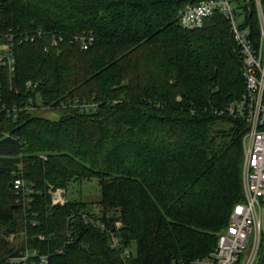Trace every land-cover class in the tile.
Segmentation results:
<instances>
[{
	"label": "trees",
	"instance_id": "trees-1",
	"mask_svg": "<svg viewBox=\"0 0 264 264\" xmlns=\"http://www.w3.org/2000/svg\"><path fill=\"white\" fill-rule=\"evenodd\" d=\"M200 1L0 0L1 36L43 32L3 39L14 71L0 68L1 95L22 109L0 119V264L26 248L48 264H124L123 251L132 264H171L214 249L243 199L246 131L215 112L242 95L244 77L220 12L200 29L179 26ZM231 1L258 42L254 0ZM44 109L61 115L35 114ZM20 171L35 190L29 209L15 202ZM92 180L97 202L52 204V191Z\"/></svg>",
	"mask_w": 264,
	"mask_h": 264
},
{
	"label": "built area",
	"instance_id": "built-area-1",
	"mask_svg": "<svg viewBox=\"0 0 264 264\" xmlns=\"http://www.w3.org/2000/svg\"><path fill=\"white\" fill-rule=\"evenodd\" d=\"M254 3L259 25V39L256 43L252 41L248 23L243 21V14H237L236 6L231 0H202L194 5L187 4L178 15V24L184 30L200 29L205 19L216 11L229 22L232 38L241 57L244 92L224 108L216 110L215 114L243 122L246 131L242 137V201L233 207L227 226L218 234L216 246L208 255L171 264H258L264 247V14L260 1L254 0ZM41 36V30H10L4 36L0 35V68L6 67L9 73L14 71V57L9 49V42H33ZM3 39L8 43H4ZM78 40L81 49H86L93 43V36L83 34ZM56 44V38L52 37L50 46ZM37 99L40 100L39 95ZM21 109L16 105L8 106L3 101L0 90V119L3 116L15 117ZM40 158L46 159L42 156ZM13 190L15 202L23 209H29L35 190L32 184L25 181L22 171L17 173L13 181ZM65 202L63 191L52 197L53 205H63ZM92 222L96 228L105 231L104 225L98 220ZM119 227L120 225H116L115 231ZM109 235L111 248L118 249L115 234L110 232ZM43 239V236L39 237V240ZM64 247L58 252L61 253ZM43 253L38 248H26L8 261L12 264H48V256ZM134 254L129 251L119 253L124 264H132Z\"/></svg>",
	"mask_w": 264,
	"mask_h": 264
},
{
	"label": "rangeland",
	"instance_id": "rangeland-1",
	"mask_svg": "<svg viewBox=\"0 0 264 264\" xmlns=\"http://www.w3.org/2000/svg\"><path fill=\"white\" fill-rule=\"evenodd\" d=\"M35 114L41 115L51 120H57L61 112L58 110H39ZM62 192L61 189L51 192V197ZM65 201H84V202H97L99 200V187L95 180L89 182L72 183L64 194ZM52 202V201H51ZM263 227H264V211H263Z\"/></svg>",
	"mask_w": 264,
	"mask_h": 264
},
{
	"label": "water",
	"instance_id": "water-1",
	"mask_svg": "<svg viewBox=\"0 0 264 264\" xmlns=\"http://www.w3.org/2000/svg\"><path fill=\"white\" fill-rule=\"evenodd\" d=\"M54 207H57V206L54 205ZM258 264H264V247H263L262 252L260 254Z\"/></svg>",
	"mask_w": 264,
	"mask_h": 264
}]
</instances>
